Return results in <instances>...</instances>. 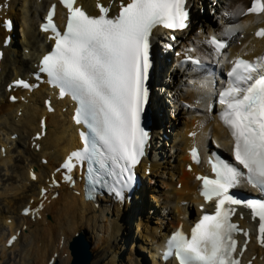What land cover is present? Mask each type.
Wrapping results in <instances>:
<instances>
[{
  "label": "bare ground",
  "instance_id": "bare-ground-1",
  "mask_svg": "<svg viewBox=\"0 0 264 264\" xmlns=\"http://www.w3.org/2000/svg\"><path fill=\"white\" fill-rule=\"evenodd\" d=\"M17 1L21 3L20 13L17 12ZM39 1H42L41 4ZM252 1L220 0L214 10L216 15L220 14L219 22H216L215 17L209 13L212 4L206 7L208 0H189L188 8L192 13L189 36L192 41L188 44L195 47V54L210 62L206 56L212 54V50L203 40L209 35L232 37L229 40L232 47H236L237 41L245 43L246 40L235 36L236 33L264 22V14L259 17L247 16L252 15L248 13ZM120 2L121 0L80 1L89 12L96 15H99L96 9L98 4L114 10ZM54 4V0H9L7 5L5 0H0V22H16L25 36L20 40V47L12 38L14 31L7 33L0 25V49H4L2 44L5 36L9 35L12 39L11 46L4 49L5 56L0 64V176L5 172L0 179V264H11L12 260L14 264H52L55 261L58 264H72L74 256L71 245L78 236L84 237L90 245V264H163L158 262L157 258L161 257L162 247L169 234L175 232L182 222L185 226L194 223L187 217L192 213L191 206H195L196 217L200 214L198 204L202 203V199L199 197L200 182L195 177L196 173H209L211 169L205 164L193 165L192 158L187 154L188 147L197 136L196 134L189 137L188 134L199 129L195 120L196 113L178 110L176 121L173 120V116L170 117L167 111L170 106H164L161 95H164V98L170 95L174 108L179 109V97L189 102L206 98L213 90L212 84L208 81L207 87L193 89L188 84H200L201 81L188 78L184 81L185 88L182 89L179 87L181 84L176 83V77H172L170 71L164 69V56L157 55L161 59H158L153 72L156 83L153 88L147 86L149 91L154 90L151 98L150 131L155 143L152 142L150 157L143 163L142 170L149 171L150 184L158 182L162 190L139 184L132 199L125 195L122 201L110 198L91 203L86 201L82 192L73 189L72 184L63 183L59 187V197L52 199L56 189L50 188V184L46 182H62L66 176L65 172H52L56 163L70 149L79 146V130L71 123L70 115L63 112L64 108L67 109V102L55 101L53 92L49 91L46 85L33 92L9 85L23 73L34 71V62L42 50L45 52L40 48L45 41V35L39 31V22L46 7ZM223 12L227 15L223 16ZM61 13L62 10L58 8L57 21H61ZM206 13L211 15L207 16ZM222 22L224 26L220 25ZM18 28L15 29L16 36ZM159 33L164 38L168 36V32ZM180 43L186 45L183 40ZM255 44L260 45L261 42L255 41ZM236 49L239 50L238 47ZM238 55L242 56L243 53ZM13 97L18 99L17 103H13ZM46 99H50L53 113L46 111ZM41 119L45 120L47 126L44 136H41L44 129L40 125ZM203 119L208 121L205 113ZM208 130H211L213 137L226 141L227 133L221 125L214 122ZM38 134L40 139H36ZM162 134L167 135L168 139L165 138L159 146L157 143ZM159 147L160 149H157ZM16 151H21L19 155L22 158L16 155ZM42 159H47V164H42ZM162 159L164 163L161 162ZM148 162L152 163L147 164ZM36 165L39 172L37 167L35 168ZM188 165L192 166V172L186 170ZM46 172L50 178L46 175L43 177ZM7 173L13 175L4 179ZM30 175H36V180L31 181ZM4 180L6 181L3 182ZM41 187L48 191L45 196L41 195ZM30 192L31 195L28 194ZM2 193L12 195V198L7 199ZM148 196L156 203L151 207L154 209L152 215L156 216L157 220L153 224L144 222L148 218L146 211L150 207L146 208L147 205H144ZM24 210H29L32 217H26ZM54 212L57 216L53 220L46 218L47 214ZM242 212L245 214L237 215L235 221L240 223V228L247 232L248 236L242 233L236 236L239 243L237 257L241 259L242 264H264V245H261L259 240L257 220L251 217L247 210ZM134 222H137V235L134 237L142 241L140 246L143 245L145 254H150L147 263L144 258L132 253L133 248L126 251L125 259H121L119 255L120 249L126 246V243L118 244L117 237L123 236V240L129 241V225ZM160 223L163 225L156 226ZM12 235H16L17 240L10 246L8 239ZM246 242L247 249L243 250ZM148 243L150 248L146 247Z\"/></svg>",
  "mask_w": 264,
  "mask_h": 264
},
{
  "label": "snow or ice",
  "instance_id": "snow-or-ice-1",
  "mask_svg": "<svg viewBox=\"0 0 264 264\" xmlns=\"http://www.w3.org/2000/svg\"><path fill=\"white\" fill-rule=\"evenodd\" d=\"M60 3L67 9L66 30L59 31L53 23V5L43 27L52 30L55 45L43 56L39 72L47 75L61 97L69 95L77 103L75 122L88 130L80 134L83 148L72 152L62 167L71 172L77 164L86 163L92 184H107L111 178V191L123 199L149 138L142 117L149 97L153 30L185 29L186 0H121L115 16H109L110 8L100 4V14L92 16L76 7V0ZM248 13H264V0H253ZM256 35L264 37V29ZM206 42L217 55L226 47L215 35ZM188 60L200 65L199 59L189 56ZM17 85L31 87L23 80ZM207 86V82L201 84ZM218 103L223 106L220 119L234 140L235 164L217 157L212 162L215 178L197 177L204 199H215V213L204 215L190 238L182 230L171 236L165 256L174 255L179 264H239L234 256L235 234L243 230L231 222V205L243 204L259 218V240L264 245V201H242L230 194L242 180L264 193V64L235 59L226 86L218 92ZM192 156L199 162L197 149H192Z\"/></svg>",
  "mask_w": 264,
  "mask_h": 264
},
{
  "label": "rangeland",
  "instance_id": "rangeland-1",
  "mask_svg": "<svg viewBox=\"0 0 264 264\" xmlns=\"http://www.w3.org/2000/svg\"><path fill=\"white\" fill-rule=\"evenodd\" d=\"M208 4L206 5V7H208V6H210V4H211V2H212V0H208ZM207 14V13H206ZM208 15H211V14H207V16ZM224 16V15H223ZM18 44L20 45V40H18ZM170 133V132H169ZM165 137H168L167 135H165ZM164 137V138H165ZM21 152V151H20ZM20 152H17L16 151V155H18L19 157H21L22 158V156H20L19 154H20ZM171 159V158H170ZM172 160V159H171ZM164 161V160H163ZM173 162H174V160H172ZM162 163H164V162H162ZM175 164V163H174ZM37 167V169H38V172H39V167L36 165L35 166V168ZM3 175L5 174V172L4 173H2ZM2 175V176H3ZM13 174H11V173H7L6 174V176L4 177V179H7V178H10L11 176H12ZM45 175L46 176H48L49 178H50V175L46 172V174H44L43 175V177H45ZM2 176H0V179L2 178ZM16 178V177H15ZM6 180H4L3 182H5ZM1 182V181H0ZM4 184V183H3ZM151 186H153V187H156L157 188V190H162L161 188H160V183H158V182H156V183H154V184H150ZM2 186V185H1ZM1 193V192H0ZM59 193V192H58ZM29 195H31V192L30 193H28ZM152 194H154V193H152ZM54 195V194H53ZM52 195V196H53ZM2 196H6V197H8L7 199H11L12 198V195H8V194H4V193H2ZM55 201V200H54ZM147 205L146 206V208L147 207H149V209H147V211H146V216L148 217L147 219H149V220H147V219H145V221L144 222H150V224H153L155 221H157L156 220V216H154V215H152L153 214V210L154 209H152L151 207H153L154 205H156V203H155V201L152 199V198H150V196H148V198H146L145 199V201H144V205ZM145 208V209H146ZM155 208H157V207H155ZM135 212H138V210H135ZM168 214V213H167ZM152 215V216H151ZM55 216H57V213L56 212H54V213H49V214H47V216H46V218L47 219H50V220H53V218L55 217ZM28 217V216H27ZM48 217H50V218H48ZM155 217V218H154ZM161 225H163V224H156V226H161ZM129 241H127L126 242V240H123V236H119V237H117V239H118V244L119 243H126V246H124L122 249H120V256H121V259H125V257H127V254H126V251L127 250H129L130 248H133V250H132V253L134 254V255H136V256H138V257H140V258H144V261L146 262L147 260H149V253L148 254H145V250H143L142 249V247H143V245L142 246H140L141 245V240L139 239V238H135L134 236L135 235H137V222H134L133 224H131V225H129ZM139 234V233H138ZM138 237H140V236H138ZM144 243V242H143ZM144 244H146V243H144ZM146 246V245H145ZM146 247H151V245H150V243H148L147 244V246ZM145 247V248H146ZM129 253V252H128ZM9 262V261H8ZM147 263V262H146ZM11 264H14L13 263V260H12V262H11ZM151 264H152V262H151Z\"/></svg>",
  "mask_w": 264,
  "mask_h": 264
},
{
  "label": "water",
  "instance_id": "water-1",
  "mask_svg": "<svg viewBox=\"0 0 264 264\" xmlns=\"http://www.w3.org/2000/svg\"><path fill=\"white\" fill-rule=\"evenodd\" d=\"M71 250L74 256L72 264H90V245L86 242L84 237H76L72 242Z\"/></svg>",
  "mask_w": 264,
  "mask_h": 264
}]
</instances>
